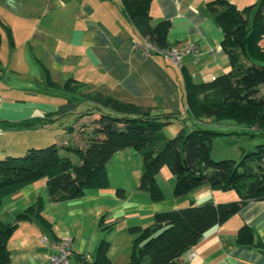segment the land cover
<instances>
[{
  "label": "crops",
  "instance_id": "crops-1",
  "mask_svg": "<svg viewBox=\"0 0 264 264\" xmlns=\"http://www.w3.org/2000/svg\"><path fill=\"white\" fill-rule=\"evenodd\" d=\"M210 1L151 3L153 25L163 19L171 22L168 40L172 47L184 49L195 43L200 48L198 61L186 54L180 68L165 56L146 57L138 50L136 42L145 37L135 29L121 0H0V157L59 143V138L67 136L62 130L63 116L71 112H60V108L79 94L81 101L93 102L86 96L102 92L149 108L153 114L179 115L185 122L189 114L186 75L196 82H210L230 70L222 45L223 29L208 8ZM229 1L240 9L260 2ZM260 43L264 46V36ZM44 65L51 69L48 78ZM21 75L32 80L17 86L13 78ZM4 79L7 87L1 86ZM45 79L50 84L47 92L37 90V81L43 83ZM70 79L82 86L77 91L65 86V102L54 98L59 95L53 86ZM187 119L195 122L190 114ZM75 131L67 134L77 139ZM138 153L127 148L112 158L124 163L138 161ZM161 177L174 189L173 173L160 171L159 183ZM133 187L132 194L124 195L123 211H116L115 192L109 188L90 189L77 199L53 201L45 178L24 186L4 200L0 219L4 224L12 223L41 200V217L46 223L36 214L19 222L8 243L9 264H51L50 256L57 252L55 244L68 236L73 238L74 251L68 264L92 263L103 242L109 243L113 264H127L137 235L132 227H147L156 213L191 201L202 204L239 199L235 190H213L209 184L179 197L170 189L167 200L160 201L153 200L137 184ZM103 219L111 224L105 233L101 229ZM243 227L247 230L242 234ZM173 264H264V200L246 203L227 221L207 231Z\"/></svg>",
  "mask_w": 264,
  "mask_h": 264
},
{
  "label": "trees",
  "instance_id": "trees-1",
  "mask_svg": "<svg viewBox=\"0 0 264 264\" xmlns=\"http://www.w3.org/2000/svg\"><path fill=\"white\" fill-rule=\"evenodd\" d=\"M153 0H121L123 8L137 32L158 47H172L168 40L171 22L163 19L151 23ZM257 7V8H255ZM208 8L223 29L222 45L229 57L230 70L210 82L185 78L188 112L193 127L181 128L173 138L162 133L166 124L179 115L153 114L102 92L87 95L91 108L83 115L95 116L90 132L83 137L85 146L69 141L52 142L46 146L30 147L22 155L0 157V208L4 200L24 186L45 178L51 200L63 201L83 197L88 190L109 186L108 165L114 153L134 148L143 156L144 164L138 188L160 201L165 192L158 174L168 165L175 175L173 195L179 197L209 184L213 190H235L239 199L229 202H205L155 214L152 224L137 232L134 251L127 264H173L201 241L216 225L236 214L246 203L264 200V143L239 160L212 158L213 139L220 134L203 126L205 118H228L264 132V0L240 9L229 0H211ZM255 9V10H254ZM254 10V11H253ZM1 43V38H0ZM70 79L65 86L77 91L81 83ZM75 82V85H72ZM78 103L67 100L60 112L73 111ZM78 120V119H77ZM74 125L68 132H74ZM83 130V128H80ZM77 134V132H76ZM82 136L77 134V139ZM69 154L78 157L74 161ZM39 200L12 223L0 219V264H9V240L22 219L41 217ZM43 223L46 220L40 218ZM247 229L243 227V234ZM109 243L103 242L96 259L90 264H113Z\"/></svg>",
  "mask_w": 264,
  "mask_h": 264
},
{
  "label": "rangeland",
  "instance_id": "rangeland-1",
  "mask_svg": "<svg viewBox=\"0 0 264 264\" xmlns=\"http://www.w3.org/2000/svg\"><path fill=\"white\" fill-rule=\"evenodd\" d=\"M257 8V7H256ZM45 72L48 78V73H50L51 69L44 65ZM34 79V78H33ZM32 80L31 77L21 75V77L17 76L15 79L13 78V81H15V85H27L26 82H30ZM47 79L43 80V83H40L37 81L36 88L37 90H45L47 92V88L50 87V84L46 82ZM65 82L63 81L59 84H56L53 87H56L53 89V92L55 94H58L59 98L65 102L64 98V90H65ZM7 81L4 79L1 86L7 87ZM52 87V86H51ZM261 90L264 92V84L261 85ZM87 94V93H86ZM38 95H41V92L38 93ZM80 95V94H79ZM77 95L78 98H69L72 101L78 103L77 107L71 111L70 113L63 116V123L65 127L62 129L63 132L66 133L67 136L65 138H59V143H63L64 139H67L71 144L75 143L78 146L84 147L85 146V140L83 137L87 136L90 132V127L82 126L83 124H92V121L95 116L93 115H83V117H80L79 115L85 113L87 109L91 108L92 102L86 101L85 99L83 101L80 100V96ZM62 96V98H61ZM40 97V96H39ZM29 98V97H28ZM83 99V98H82ZM55 100V99H53ZM53 102V101H52ZM189 117V114L186 116V121L183 122L181 118H173L172 123L166 124L163 129L162 133L168 137L173 138L175 137L178 132L181 130L183 126H185L187 129H191L193 127V122L190 119H187ZM78 119V120H77ZM186 124V125H185ZM74 125L76 128L77 134L79 136H82L78 139L73 138L72 135L67 134L68 133V126ZM203 126L212 129L216 132H219L220 134L216 135L213 139V146H212V158L216 161L224 160V159H233L236 161H239L243 155L249 151L256 150L258 144L264 143V132L262 133V130L258 129L256 126H249L245 123H239L233 119L228 118H221V119H215L214 117L208 118V121L203 122ZM83 128L81 130L80 128ZM52 143V142H51ZM48 145V144H46ZM44 145V146H46ZM41 147V146H40ZM24 154V153H23ZM140 157H138V161H128V162H120L116 161L117 159L111 158L108 169L110 170L109 174V188L108 190H113L115 192V197L113 198V204L116 205L118 208L116 211H123L124 205V195L125 194H132L133 192V185L139 186V181L142 174V167L144 164L143 156L138 153ZM15 155H22V154H15ZM74 161H78V157L74 154H69ZM170 172L172 173L170 167L168 165H164L161 168V172ZM163 180V177L160 179V185L162 186L164 192H165V200L166 193L170 189H173L172 186L168 187L170 184ZM133 187V188H132ZM97 189V188H95ZM111 203V202H110ZM128 203V202H127ZM122 206V207H120ZM128 209L129 206H126ZM102 226L101 229L104 230L103 233H105L107 230L110 229L109 225L110 222L108 220L103 219L102 220ZM99 229V231H102ZM118 228L116 227V231ZM135 235V234H134ZM71 238V236H68ZM137 235H135L136 239Z\"/></svg>",
  "mask_w": 264,
  "mask_h": 264
},
{
  "label": "built area",
  "instance_id": "built-area-1",
  "mask_svg": "<svg viewBox=\"0 0 264 264\" xmlns=\"http://www.w3.org/2000/svg\"><path fill=\"white\" fill-rule=\"evenodd\" d=\"M136 47L146 57L152 56L154 54L162 55L167 57L174 65L180 68L183 66V59L186 54H191L194 57V60L198 61V55L200 53V48L195 43L188 44L184 49H180L176 47L163 49L158 47L153 42H151L148 38H144L143 41L136 42ZM0 134H1V129H0ZM55 247L57 249V252L50 256V263L68 264L70 258L74 253L73 238L72 237L61 238L55 244Z\"/></svg>",
  "mask_w": 264,
  "mask_h": 264
}]
</instances>
